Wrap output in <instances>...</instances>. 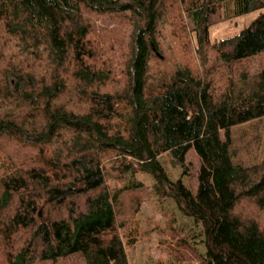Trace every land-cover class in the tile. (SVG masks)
<instances>
[{
  "label": "trees",
  "instance_id": "16d2710c",
  "mask_svg": "<svg viewBox=\"0 0 264 264\" xmlns=\"http://www.w3.org/2000/svg\"><path fill=\"white\" fill-rule=\"evenodd\" d=\"M225 1L0 0V264H130L107 163L121 174L135 163L201 226V264H264V159L235 164L231 136L264 117V66L248 67L264 55V11L212 41ZM234 2L237 15L264 10ZM190 150L196 192L160 161L186 168ZM244 200L256 217L238 210Z\"/></svg>",
  "mask_w": 264,
  "mask_h": 264
},
{
  "label": "rangeland",
  "instance_id": "374dc122",
  "mask_svg": "<svg viewBox=\"0 0 264 264\" xmlns=\"http://www.w3.org/2000/svg\"><path fill=\"white\" fill-rule=\"evenodd\" d=\"M263 9L237 15L234 0L225 1L214 18V25L210 29L212 41L240 34L255 19ZM96 24H107L114 30L118 23H113L109 18L92 15ZM120 41L127 40V30L119 28ZM177 46V45H176ZM177 55L184 62L201 61L195 53L183 54L177 46ZM264 66V55L257 57L248 63L250 71L255 72ZM232 153L235 164L247 167L260 165L264 159V117L238 126L231 130ZM224 137V135H223ZM10 150L15 145H9ZM162 165L166 168L171 180L182 179L194 192L198 186L199 158L193 150H190L186 168L174 167L168 153L160 157ZM121 174L111 171L110 163H107L108 184L112 189L120 193L121 209L119 222L125 219L129 233L132 232L135 243L132 246L126 244V252L130 264H201L197 254L206 253L205 237L201 226L192 219L184 216L178 209L173 198L162 197L157 194L156 180L149 173L141 171L136 164ZM238 210L249 217H256L257 211L246 200L238 206ZM264 225V218L261 216ZM125 239V232L120 231ZM182 243L185 245L183 246ZM188 245V246H186ZM186 253V254H179ZM186 255V256H184ZM34 264H86L81 255H71L60 258L56 262L37 261Z\"/></svg>",
  "mask_w": 264,
  "mask_h": 264
}]
</instances>
